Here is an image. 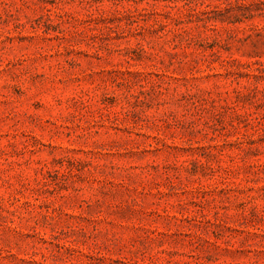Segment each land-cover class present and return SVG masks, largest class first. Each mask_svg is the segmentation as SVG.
Segmentation results:
<instances>
[{
    "label": "rangeland",
    "instance_id": "1",
    "mask_svg": "<svg viewBox=\"0 0 264 264\" xmlns=\"http://www.w3.org/2000/svg\"><path fill=\"white\" fill-rule=\"evenodd\" d=\"M0 264H264V0H0Z\"/></svg>",
    "mask_w": 264,
    "mask_h": 264
}]
</instances>
